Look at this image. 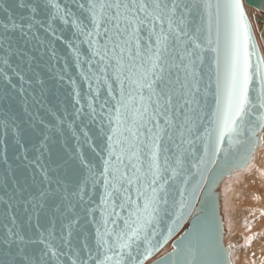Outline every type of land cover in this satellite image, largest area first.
I'll list each match as a JSON object with an SVG mask.
<instances>
[{"label": "snow or ice", "instance_id": "snow-or-ice-1", "mask_svg": "<svg viewBox=\"0 0 264 264\" xmlns=\"http://www.w3.org/2000/svg\"><path fill=\"white\" fill-rule=\"evenodd\" d=\"M13 6L27 15L17 20ZM0 12L5 100L13 75L25 80L29 44L54 55L63 41L87 89H73L76 187L41 192L29 209L31 235L15 216L4 225L0 264H141L161 220L191 214L225 144L231 150L264 130V63L241 0H15ZM177 264L221 261L196 234Z\"/></svg>", "mask_w": 264, "mask_h": 264}, {"label": "water", "instance_id": "water-1", "mask_svg": "<svg viewBox=\"0 0 264 264\" xmlns=\"http://www.w3.org/2000/svg\"><path fill=\"white\" fill-rule=\"evenodd\" d=\"M241 2L246 17L245 6L259 12L260 15L255 21L261 26L260 37L264 41V0H241ZM14 3L15 0H0V8ZM11 11L17 20L21 15H27L24 10L14 6ZM5 19L4 14L0 12V21ZM247 21L255 52L264 63L248 17ZM15 35L18 37V33ZM64 35L70 37L67 29ZM41 40L43 41L42 33ZM26 52L25 60L28 63L21 62V66L26 69L25 80L20 81L13 75L8 100H5L4 84L0 82V232L15 216L17 226H24L31 235L28 221L31 218L34 227L36 214L29 209L34 201L41 200V192L63 191L68 195L75 189L80 178L78 162L73 160V150L77 146L75 137L79 135L74 129L80 124L78 119L73 120L76 107L73 89H81L84 92L87 89L79 78L71 53L63 41L55 42L54 55L43 43L38 49L29 44ZM255 58L253 56L254 62ZM28 64L31 65L30 71L27 70ZM61 75L64 76L63 81L59 78ZM70 81H75V84ZM22 92L26 95H21ZM212 107L214 102L210 96L205 110L210 112ZM61 119L64 122L63 131L59 127ZM69 123L73 124V128L68 127ZM203 130L201 127L200 132L203 133ZM92 135L94 137L98 135V126H93ZM99 142L97 140V143ZM263 145L264 130H260L256 136H250L246 143L236 145L231 150L225 144L215 165L205 174L206 182L198 194L199 198L191 214L182 218H177L175 214L164 217L159 228L156 229V235L151 239L153 247L148 254H145V247H141V264H147L170 242L172 250L149 264H177L183 261L185 249L196 234L206 237L207 242L216 250L217 259L221 264H232V247L225 242L226 229L222 213L221 189L227 179L251 165L256 151ZM196 148L198 154L203 155V145L199 141L196 143ZM85 156L93 163H99V159L87 149ZM37 159H39L38 165L35 163ZM51 203L52 200H48L49 207ZM40 222L47 227L48 220L44 215H41ZM190 230H193V233L190 234ZM186 234H188L187 238L181 243ZM177 245L178 248L174 247ZM60 261L63 264L64 257H61Z\"/></svg>", "mask_w": 264, "mask_h": 264}, {"label": "bare ground", "instance_id": "bare-ground-1", "mask_svg": "<svg viewBox=\"0 0 264 264\" xmlns=\"http://www.w3.org/2000/svg\"><path fill=\"white\" fill-rule=\"evenodd\" d=\"M250 9L251 8L246 9V12L249 16H252L253 12L250 13ZM252 25L254 32H256L257 35L256 28L258 25L255 23ZM221 190L223 193L222 213L224 216L227 237L225 239L227 242L230 241L228 244L232 247V264H257L252 263L249 260V250L242 248L243 252H241V250H237V248H235L236 243H238L235 242V238L238 239V241H240L239 244H242L243 246L248 244L247 242L249 241L248 239L250 234L246 231V224H250L249 207L253 205L252 199L260 197L264 205V145L256 151L251 165L244 171L238 172L231 178L227 179L223 183ZM237 217H239V219ZM244 220L249 221H246V223ZM262 222L264 224V217ZM170 246V244L166 246L163 251L168 252ZM158 257L159 256H157V258Z\"/></svg>", "mask_w": 264, "mask_h": 264}, {"label": "rangeland", "instance_id": "rangeland-1", "mask_svg": "<svg viewBox=\"0 0 264 264\" xmlns=\"http://www.w3.org/2000/svg\"><path fill=\"white\" fill-rule=\"evenodd\" d=\"M245 6V5H244ZM249 9V7H245V10ZM250 13H252V16H249L247 13V17L252 24H256L258 25V27L256 28L257 30V35L256 32H254L257 42H258V46H259V50L262 56V59L264 61V41L261 39L260 37V24L256 23L255 19L256 17H259V12L253 8L250 9ZM253 18V19H252ZM253 26V25H252ZM253 28V27H252ZM254 31V29H253ZM253 205H251L250 208V224H246V231L249 235V241L247 242L248 244L246 246H243L242 244H239L240 241H238V239L235 238V242L236 246L235 248H237V250H241V252H243L242 248H246L247 250L250 251V258L249 260L252 263H257V264H264V224L262 222L263 217H264V209H263V201L260 197H255L252 199ZM239 219V217H237ZM245 222L247 220H244ZM247 221V222H248ZM246 222V223H247ZM258 227V228H257ZM183 232V231H182ZM181 232V233H182ZM227 238V237H226ZM226 244L230 241L227 242V240L225 239ZM171 245V242L169 243ZM168 244V245H169ZM167 245V246H168ZM172 246V245H171ZM170 246V249L167 251H161L157 256H159L158 258L164 256L165 254L169 253L172 250V247ZM166 248V247H165ZM164 248V250H165ZM235 251V250H234ZM233 251V253H234ZM157 256H155L153 259H151L147 264L153 262L156 260ZM157 258V259H158Z\"/></svg>", "mask_w": 264, "mask_h": 264}]
</instances>
